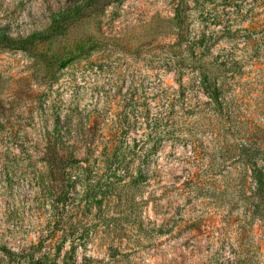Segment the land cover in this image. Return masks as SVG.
<instances>
[{"label": "rangeland", "instance_id": "1", "mask_svg": "<svg viewBox=\"0 0 264 264\" xmlns=\"http://www.w3.org/2000/svg\"><path fill=\"white\" fill-rule=\"evenodd\" d=\"M76 1L0 0V31ZM177 1L96 0L48 41L0 47V264H264V0H184L181 47ZM52 142L91 146L88 166L53 176Z\"/></svg>", "mask_w": 264, "mask_h": 264}, {"label": "trees", "instance_id": "2", "mask_svg": "<svg viewBox=\"0 0 264 264\" xmlns=\"http://www.w3.org/2000/svg\"><path fill=\"white\" fill-rule=\"evenodd\" d=\"M96 0H79L74 2L71 6L62 9L53 14L50 24L41 30H35L25 36H11L4 31H0V47H8V48H22L37 42H45L53 37L62 34L68 27L69 23L78 19L82 14L85 6H91ZM174 24L176 27V45L181 47L183 43H188V25H187V7L184 4V0H178L176 6L174 8ZM92 41L87 38L83 41L77 43V45L73 48L72 53L74 54H84L87 52L89 46H91ZM228 62H222V65H226ZM231 70V69H230ZM199 82L201 86L204 88L205 92L213 99V101L222 106V97L220 98V94L224 91V87L226 86L223 80H219L217 76H212L206 72L201 73ZM244 141V142H243ZM241 145V150H243L244 154H246L247 149L245 145L249 144L248 141L243 140ZM251 144V143H250ZM257 147H260L258 142H254ZM250 148L252 145H247ZM50 147L53 149V154L50 157H47V162L50 168V173L53 176L63 174V171L68 166H77L81 162H84L86 166H88L89 157L92 153V147L89 146L87 149V157L77 158L74 157L73 154H68L67 156L59 155L56 147V143L52 142ZM248 160L252 158L250 155H245ZM261 168L257 167V159L251 165L253 175L256 180V184L258 185V191L260 196H264V155L261 156ZM62 190V188H60ZM218 264V263H212Z\"/></svg>", "mask_w": 264, "mask_h": 264}]
</instances>
